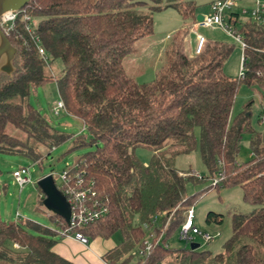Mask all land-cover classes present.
I'll list each match as a JSON object with an SVG mask.
<instances>
[{"label":"trees","instance_id":"obj_1","mask_svg":"<svg viewBox=\"0 0 264 264\" xmlns=\"http://www.w3.org/2000/svg\"><path fill=\"white\" fill-rule=\"evenodd\" d=\"M169 9L184 24L195 23L199 16L198 0H31L8 36L18 49L16 72L0 75V155L40 163L70 140L72 151L96 147L78 160L76 170L108 208L83 233L89 238L123 237L104 256L108 264H264V133L252 127V104L231 121L242 85L264 96V16L262 21L250 17L241 22L236 10L226 17L228 28L245 45L244 78L220 75L230 53L225 44L207 45L190 57L185 27L172 35L157 80L138 85L124 62L140 40L154 35L156 14ZM27 16L36 22L31 33L23 20ZM36 38L48 62L39 54ZM56 61L63 63L57 78ZM52 81L64 111L84 124L89 141L60 133L30 103L32 90ZM197 129L209 172L201 179L184 176L175 167L178 157L196 150ZM246 133L251 136V158L241 163ZM137 149L153 154L150 165L136 156ZM220 175L222 181L212 189L239 187L254 209L229 212L232 236L221 253L201 246L171 248L169 241L198 200V195H187L188 185ZM224 217L210 213L207 223L222 225ZM50 218L62 230L68 227L61 217L51 213ZM56 235L30 221L5 222L0 215V264H73L54 252ZM147 241L152 244L148 253Z\"/></svg>","mask_w":264,"mask_h":264},{"label":"rangeland","instance_id":"obj_2","mask_svg":"<svg viewBox=\"0 0 264 264\" xmlns=\"http://www.w3.org/2000/svg\"><path fill=\"white\" fill-rule=\"evenodd\" d=\"M212 0H200V2L210 3ZM264 3V0H261ZM256 0H237V13H239L241 22L250 20V16L243 14L244 10H251L255 8ZM206 6L199 9L200 16H206ZM183 29L181 17L177 11L171 9L162 13H158L155 17V37L156 40L162 42L169 33H176ZM206 44L208 41L206 40ZM230 53L223 61L220 75L226 79L238 80L240 79V68L243 59V50L239 43L232 39L229 43ZM207 46V45H206ZM206 49V48H205ZM197 55V54H196ZM54 77H59L63 71V63L56 61L54 63ZM128 72L133 80L131 70ZM146 81V78H144ZM61 101L56 81L32 90L30 96V103L36 107L40 113L49 119L51 125L60 133L69 137H81L90 140V135L87 132L84 124L68 115L64 110L61 111L60 116H54L53 109ZM251 105L250 114L251 122L254 130L264 133L263 118V102L261 94L242 85L236 97L234 108L231 113V118L235 119L242 113L248 105ZM200 130H196V139L198 145L196 150L187 155L178 157L175 161V167L184 176L192 175L195 177L206 178L209 172L204 165L200 148H199ZM73 141H68L59 147L51 150L50 154L43 158L40 163H34L25 157L0 155V170L2 176L0 177V215L3 221L16 223L18 215L21 221H30L34 224L40 225L44 228L59 232L56 240L63 242L65 237L61 236L60 228L52 222L51 213L44 205V193L41 191L38 183L41 179L52 175L57 186H62V175L69 169H74L79 159L90 151H95L96 147H86L72 151ZM136 156L142 163L150 165L153 154L146 149H137ZM251 158V138L248 133L243 137L242 149L238 160L241 163L248 162ZM22 168H30L32 183L25 186L23 189L15 185L13 173ZM69 168V169H68ZM213 180L201 181L198 184L190 183L187 187V195H198V200L193 207L195 212V223L202 233L218 235L211 243L206 244L201 236H194L195 243L201 246V249L209 250L215 254L223 251L225 242L232 236V220L229 216L231 210H238L245 213L251 212L254 206L244 201L243 192L239 187L212 189L214 186ZM210 213L224 215L223 224L207 223V218ZM89 246L95 247L94 239L89 238ZM101 248L106 249L107 246H119L123 243L121 233L115 234L110 241L99 242ZM10 246V243H8ZM169 245L173 249H184L188 246L185 240L181 239L180 232H176ZM16 248V247H14ZM107 263V262H106Z\"/></svg>","mask_w":264,"mask_h":264},{"label":"built area","instance_id":"obj_3","mask_svg":"<svg viewBox=\"0 0 264 264\" xmlns=\"http://www.w3.org/2000/svg\"><path fill=\"white\" fill-rule=\"evenodd\" d=\"M238 8L237 0H217L215 1L210 8L208 15L204 16L202 23H198L203 28L213 29L220 28L228 32L233 36L244 49L245 45L242 42V39L235 35L228 26L226 17L229 14L234 13ZM21 12H11L3 16L0 21V26L2 31L8 37L17 26V21L21 18ZM244 15H248L254 20L262 21L264 16V3L261 0H256L255 8L251 10H244ZM24 21H28L27 31L32 32V25H36L35 21L30 20V17H24ZM31 21V23H30ZM39 54L48 62L46 53L44 49L40 48V41L38 38L35 39ZM206 38L197 34V47L196 54L199 55L204 52L206 48ZM244 59H242L241 68H240V78H244ZM62 110H65L64 104L62 101L53 109L54 116L59 117ZM77 167V165H76ZM74 169H69V171L64 172L62 175L63 184L61 186V192L65 195L68 203L71 207V217L68 227L64 230L60 229V235L65 238H74L76 241L80 242L83 245L89 244V239L83 233V229L87 226L95 223L100 220L103 216L108 213V208L102 205L97 200V193L92 188V184L88 183L85 176ZM13 179L15 185L23 189L28 184L32 183L30 168H22L13 173ZM222 175L214 179L215 184H219L222 181ZM21 217L18 215V220ZM158 223V221H155ZM59 235V232H57ZM201 236L205 243L212 242L218 235L202 233L198 227L195 225V212L193 209H190L187 213V218L180 230V236L182 240H185L188 245L195 243L194 236ZM146 252L148 253L152 247V244L147 241L145 243ZM145 251H141L140 255L143 256Z\"/></svg>","mask_w":264,"mask_h":264},{"label":"crops","instance_id":"obj_4","mask_svg":"<svg viewBox=\"0 0 264 264\" xmlns=\"http://www.w3.org/2000/svg\"><path fill=\"white\" fill-rule=\"evenodd\" d=\"M215 1L217 0H212L210 1L209 4H207V2H200V0H198L199 9L202 6H206V8H208L206 14L208 15L210 12L209 10L210 4H212ZM199 9H198V15H200ZM182 23H183V29L185 27L188 28V32L185 38V47H186V53L190 57L196 56L197 34H201L206 38V40L208 41L207 45H215L219 43V44H225L229 46V48H230V45H229L230 41L232 39H235L233 36H231L228 32H226L223 29L203 28L200 25H198L199 23L198 21H196L195 23L184 24L182 20ZM173 34L174 33H169V35L162 42H160L156 40L155 33H154V35L148 38L142 39L136 44L134 53L131 56H129L124 62L126 73L129 76V78L132 80V77L130 76V73L128 72V68L131 70V74L134 77L132 80L133 82H135L138 85L143 86V85L152 84L153 82L157 80L161 72H163L164 70L165 63H166L165 51L168 48V45L170 43V40ZM239 45L241 46L240 43ZM144 78H146V81H144ZM261 97H262V102L264 106V96L261 95ZM233 120L234 119L231 118V121ZM262 120H264V109H263ZM0 195H1V187H0ZM92 239H94V242H98V243H95V247L93 248L89 246L90 244L83 245L72 237L65 238L63 242H59L57 240V244L54 247V252L58 254L60 257L64 258L65 260L72 262L73 264H108L104 260V256L109 251L115 249L117 246H113V247L107 246L106 249H103L101 248V245H100L101 243L99 242L103 243L105 241H110L111 238L103 239V238L97 237V238H92Z\"/></svg>","mask_w":264,"mask_h":264},{"label":"water","instance_id":"obj_5","mask_svg":"<svg viewBox=\"0 0 264 264\" xmlns=\"http://www.w3.org/2000/svg\"><path fill=\"white\" fill-rule=\"evenodd\" d=\"M31 0H0V21L3 16L11 12H21ZM204 16H198L197 21L202 23ZM18 49L15 48L8 37L2 31L0 26V75L13 76L16 72L15 60ZM41 191L44 193V205L50 213L64 219L68 224L71 217V207L65 195L58 188L52 175L41 179L38 183ZM192 250L200 248L199 244H190Z\"/></svg>","mask_w":264,"mask_h":264}]
</instances>
